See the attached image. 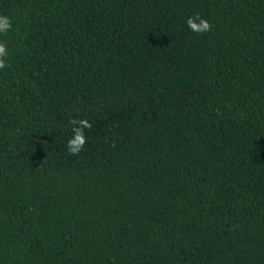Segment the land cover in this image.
<instances>
[{
    "label": "trees",
    "instance_id": "16d2710c",
    "mask_svg": "<svg viewBox=\"0 0 264 264\" xmlns=\"http://www.w3.org/2000/svg\"><path fill=\"white\" fill-rule=\"evenodd\" d=\"M0 16V264H264V0Z\"/></svg>",
    "mask_w": 264,
    "mask_h": 264
},
{
    "label": "clouds",
    "instance_id": "9594fccd",
    "mask_svg": "<svg viewBox=\"0 0 264 264\" xmlns=\"http://www.w3.org/2000/svg\"><path fill=\"white\" fill-rule=\"evenodd\" d=\"M187 26L193 32L202 34L211 30V24L199 14L189 17L186 21ZM12 27L10 19L0 16V33H7ZM7 45L0 42V69L6 68L8 65L5 63V57L7 56ZM74 137L68 141L69 152L73 155H77L81 152L87 139L84 129H91L92 125L87 119L72 120Z\"/></svg>",
    "mask_w": 264,
    "mask_h": 264
}]
</instances>
